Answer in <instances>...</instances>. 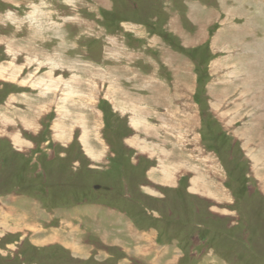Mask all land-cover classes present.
I'll list each match as a JSON object with an SVG mask.
<instances>
[{"label":"rangeland","instance_id":"rangeland-1","mask_svg":"<svg viewBox=\"0 0 264 264\" xmlns=\"http://www.w3.org/2000/svg\"><path fill=\"white\" fill-rule=\"evenodd\" d=\"M0 264H264V0H0Z\"/></svg>","mask_w":264,"mask_h":264},{"label":"crops","instance_id":"crops-1","mask_svg":"<svg viewBox=\"0 0 264 264\" xmlns=\"http://www.w3.org/2000/svg\"><path fill=\"white\" fill-rule=\"evenodd\" d=\"M129 224V223H128ZM131 228H132V226L131 225H129ZM133 229V231H135V232H137L138 230L137 229H135V228H132ZM141 230V229H140Z\"/></svg>","mask_w":264,"mask_h":264},{"label":"bare ground","instance_id":"bare-ground-1","mask_svg":"<svg viewBox=\"0 0 264 264\" xmlns=\"http://www.w3.org/2000/svg\"><path fill=\"white\" fill-rule=\"evenodd\" d=\"M259 46H260V44H259ZM86 139V138H85ZM257 162V161H256Z\"/></svg>","mask_w":264,"mask_h":264}]
</instances>
